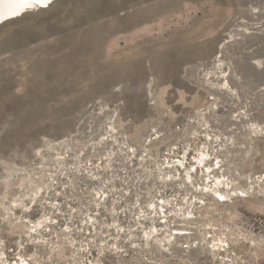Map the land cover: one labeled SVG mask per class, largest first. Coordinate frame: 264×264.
Instances as JSON below:
<instances>
[{
  "label": "rangeland",
  "instance_id": "obj_1",
  "mask_svg": "<svg viewBox=\"0 0 264 264\" xmlns=\"http://www.w3.org/2000/svg\"><path fill=\"white\" fill-rule=\"evenodd\" d=\"M24 263L264 264V0L0 25V264Z\"/></svg>",
  "mask_w": 264,
  "mask_h": 264
},
{
  "label": "bare ground",
  "instance_id": "obj_2",
  "mask_svg": "<svg viewBox=\"0 0 264 264\" xmlns=\"http://www.w3.org/2000/svg\"><path fill=\"white\" fill-rule=\"evenodd\" d=\"M51 2L52 0H39V2H37V0H0V25L5 24L11 19L20 18L25 13H29L32 10L45 9Z\"/></svg>",
  "mask_w": 264,
  "mask_h": 264
},
{
  "label": "water",
  "instance_id": "obj_3",
  "mask_svg": "<svg viewBox=\"0 0 264 264\" xmlns=\"http://www.w3.org/2000/svg\"><path fill=\"white\" fill-rule=\"evenodd\" d=\"M17 19H18V18H17ZM4 20H6V19H4ZM4 20H3V21H4ZM12 20H15V19H11V20H9V21H12ZM9 21H8V22H9ZM6 23H7V22H6Z\"/></svg>",
  "mask_w": 264,
  "mask_h": 264
},
{
  "label": "snow or ice",
  "instance_id": "obj_4",
  "mask_svg": "<svg viewBox=\"0 0 264 264\" xmlns=\"http://www.w3.org/2000/svg\"><path fill=\"white\" fill-rule=\"evenodd\" d=\"M37 2H39V0H37Z\"/></svg>",
  "mask_w": 264,
  "mask_h": 264
}]
</instances>
